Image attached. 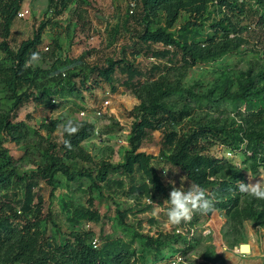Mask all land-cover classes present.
Returning <instances> with one entry per match:
<instances>
[{"label":"rangeland","instance_id":"obj_1","mask_svg":"<svg viewBox=\"0 0 264 264\" xmlns=\"http://www.w3.org/2000/svg\"><path fill=\"white\" fill-rule=\"evenodd\" d=\"M246 1L251 3L254 10L257 9L251 0ZM48 6L49 0H25L20 12L26 15H18L8 40L11 49L17 51L44 25L42 42L36 52L41 59L32 64L36 68L51 70L55 67L57 72L73 74L82 69L89 71L96 65H105L107 58L120 56V49L135 29L134 18L128 17L126 0H86L81 7L88 9L90 29H84L78 23L75 15L77 3L58 16ZM170 8L178 14L177 22L170 30L176 34L179 27L192 20L190 17L216 13V17L201 29L202 36L197 43L199 52L206 47V36L213 34L210 24L223 17L217 13L218 2L212 0H173ZM142 10L143 7L137 15ZM128 18L130 24L125 26ZM167 20L166 12H159L152 29L165 27ZM255 21L242 23L245 27L241 38L244 44L219 58L198 60L195 64L188 60L187 64L179 54L175 61L168 64L166 59L158 60L150 54H138L133 60L143 72L148 73L137 90L117 86V92L113 93L110 86L104 83L91 93L84 90L81 96L65 98L53 108L47 105L49 102L25 104L16 119V122L26 124L22 138L14 133L10 136L0 133V152L7 151L22 173L36 171L48 162L51 146L62 142L57 130L50 133L44 125L55 119H75L90 122L96 127L95 136L82 144L92 161L64 158L65 163L71 165L73 170L94 168L102 161L121 164L129 149L133 124L142 115L141 105H149L158 93L166 89L177 88L179 94L167 96L163 102L173 108L179 119L166 122L163 129L155 131V135L151 131L141 150L159 155V139L164 131L184 135L200 128H215L219 131L217 136H209L207 141H201L202 152L235 166L240 174V182H249L248 173L257 176L258 180L259 175H264V78L261 76L264 52L255 47L258 40L252 32L257 30ZM234 38L231 35L230 39ZM153 49L159 51L163 47L154 45ZM193 51L199 55L194 48ZM3 58L4 53L0 50V61ZM78 59L82 60L81 63H76ZM153 66L161 68L154 76L149 74ZM46 85L52 87L54 83ZM244 95L254 101L249 111L239 99ZM1 97L0 92V115H6L10 104ZM106 101L111 104L105 110ZM98 111L103 112L102 116H97ZM82 113L86 116H82ZM166 171L168 177L164 181L170 193L172 185L169 182L174 180L170 169ZM182 177L187 189L190 182ZM57 178L59 186L54 195L45 183L37 190L43 200V213L49 217V221L43 223L46 241L64 243L74 233H91L90 241H98L100 247L107 240L131 243L140 260H145L146 264H170V260L182 250L186 264H264V200H257L238 190L235 193L237 203L233 208L216 210V214L211 216L199 214L191 237L174 236L166 247L158 250L146 246L134 229L139 235L172 233L174 226L168 225L163 206L138 216L139 221L128 216L122 222L117 218V206L121 211L136 209L135 200L125 199L121 195L99 197L88 190V180L73 183L63 175ZM177 181L175 186L180 187L181 177ZM72 205L85 208L92 205L98 211L99 219L74 224L71 221ZM245 209L249 214H242ZM248 215L253 217L249 219ZM152 218L156 224L151 225L147 221ZM251 231L256 234L252 236ZM177 239L180 241L178 246L172 245ZM243 244L251 245L250 254L240 252ZM4 253L0 264H8L6 258L9 254Z\"/></svg>","mask_w":264,"mask_h":264},{"label":"trees","instance_id":"obj_2","mask_svg":"<svg viewBox=\"0 0 264 264\" xmlns=\"http://www.w3.org/2000/svg\"><path fill=\"white\" fill-rule=\"evenodd\" d=\"M25 0H0V50L4 58L0 61V92L2 99L10 104L6 115H0V133H14L22 138L26 124L23 121L16 122L18 113L27 103H47L53 108L63 99H68L87 91L91 93L104 83L110 86L111 92H117V86L131 90H137L148 72H143L136 65L133 58L138 54H150L160 60L166 59L168 64L182 54L186 62L195 64L198 60H211L238 50L244 44L241 39L245 27L243 22L256 19L257 30L252 31L257 36L255 47L264 52V0H251L257 9L246 0H212L217 1L218 15L222 18L215 19L210 27L212 35L206 36V47L197 51L198 39L202 36L201 29L216 13L190 17L184 25L179 27L178 34L170 31L177 22V13L170 8L173 0H141L138 11L128 17L134 18L135 29L129 34L128 42L120 49V56L107 58L105 65H96L89 71L82 69L78 73L67 74L57 72L53 67L44 70L30 65L25 67V62L31 53L37 52L42 42L44 25L40 27L36 35L24 41L17 51L12 50L8 40L11 29L16 21ZM86 0H49V10L58 16L77 3L75 15L78 23L84 29H90L91 21L88 19V9L82 8ZM143 7L142 13L137 15ZM165 11L167 23L165 27L152 29L154 20L159 12ZM130 18L126 21L129 25ZM172 18V19H169ZM119 30V29H117ZM249 33V32H248ZM234 35V39H230ZM246 43V42H245ZM154 45H162L163 50L155 51ZM171 47V49L169 48ZM214 49H211L213 48ZM193 48L199 53L195 54ZM78 59L76 63H81ZM185 62V63H186ZM187 62V64H188ZM169 69V68H168ZM161 68L153 66L149 72L152 76L160 72ZM264 78V71L261 73ZM47 77V78H46ZM44 78V79H43ZM54 83L51 87L46 84ZM177 88H169L158 93L149 104H142V115L133 124L129 139V149L124 156V162L113 165L108 161H102L97 167L73 170L71 165L64 162L69 160H82L91 162L92 159L83 149L82 144L92 139L96 133V127L87 121L70 119L80 126V131L74 136H64L71 141L72 150L64 147L63 141L51 146L49 160L36 171L22 173L15 166L12 157L7 151L0 152V261L4 254L8 264H146L140 260L131 243L119 240H107L102 246L95 249L92 245L91 233H74L64 243L46 241L43 231V223L49 221L42 209L43 200L38 193L42 183L52 189V195L59 186L58 175H63L69 182L79 183L89 181L88 190L97 193L99 197H108L120 194L126 198L135 200L136 209L120 210L117 206V218L124 222L128 216L135 220L138 216L150 212L158 195L169 198L157 169L154 167L156 157L141 151L142 144L150 136V132L163 129L166 122L177 121L179 117L173 108L164 103L167 96L179 94ZM242 104L249 111L254 105L252 99L241 96ZM48 107V106H47ZM67 119L52 120L44 127L54 132L58 124ZM215 128H200L188 134L178 132H162L160 140L159 159L168 162L178 168L191 183H198L210 194L215 196V211L230 210L235 206V193L239 180V171L236 167L222 159H216L205 155L200 147L202 140L207 141L209 136L218 134ZM144 199L151 201L144 203ZM38 200V203L35 201ZM71 221L79 225L82 221H95L99 219V213L92 205L89 208L73 207ZM247 213V209L242 211ZM252 214V213H251ZM196 214L190 223H182L174 226L172 233L157 235H139L134 232L145 245L150 248L162 249L174 236L189 238L191 229L197 219ZM247 216V215H246ZM251 215H248V218ZM48 220V221H47ZM151 225L156 224L155 219L147 220ZM53 223V219L50 218ZM188 229L185 234H177L176 229ZM159 232V231H158ZM151 234V233H150ZM175 240L172 245L178 246L180 241ZM178 253L184 254L183 250Z\"/></svg>","mask_w":264,"mask_h":264},{"label":"clouds","instance_id":"obj_3","mask_svg":"<svg viewBox=\"0 0 264 264\" xmlns=\"http://www.w3.org/2000/svg\"><path fill=\"white\" fill-rule=\"evenodd\" d=\"M40 59L39 53H31L29 59L25 62V67L38 62ZM56 130L61 136L64 147L72 150L71 141L64 139V136L71 137L78 134L80 126L69 119L58 124ZM256 177L248 173L249 182H238L237 188L242 194L257 200H264V175H259L258 180H256ZM183 182V177H181L180 187H176L174 181L169 182L172 188L167 199L166 216L170 227L179 226L182 223H190L196 214L210 215L215 211V196L213 194H210L204 187L194 182H191L185 189ZM170 264H186V261L183 256L177 253L170 260Z\"/></svg>","mask_w":264,"mask_h":264},{"label":"crops","instance_id":"obj_4","mask_svg":"<svg viewBox=\"0 0 264 264\" xmlns=\"http://www.w3.org/2000/svg\"><path fill=\"white\" fill-rule=\"evenodd\" d=\"M153 134L155 135V132H153ZM150 137V136H149ZM148 137V138H149ZM157 138V137H156ZM159 139V138H158ZM161 139H159V141H160ZM143 145V144H142ZM159 150H161V148H160V143H159ZM141 151H143V152H146L144 149L143 150H141ZM147 154H150V155H153L154 157H156V160H154V167L157 169V171H158V174H159V176L161 177V179H162V182H163V184H164V186H165V188L167 189V184L165 183V181H164V179H165V177H168V174H167V169H170V172H171V176H172V179L175 181V184L178 182L177 180H178V178L179 177H182V176H184V178H186L185 177V175L178 169V168H176V167H173L171 164H169L168 162H166V161H163V160H161V159H159V155H157V154H152L151 152H146ZM159 154H160V152H159ZM124 162V161H123ZM122 162V163H123ZM161 166V167H160ZM163 168H166V170L165 169H163ZM187 179V178H186ZM167 192H168V195H169V190L167 189ZM117 195H120V194H117ZM122 196V195H121ZM123 198H125V199H129V198H126V197H124V196H122ZM168 199V198H167ZM167 199H164V198H162V196L161 195H158L157 197H156V200L155 201H158V202H156V203H154L153 204V208H152V210L150 211V212H152L154 209H155V207H161V206H163L164 207V209H165V212L167 211V208H168V204H167ZM131 200H133V199H131ZM143 201H146L147 203L146 204H150L151 205V201L150 200H148V199H144ZM216 212L217 211H214L213 213H212V215H214V214H216ZM256 234V233H255ZM255 234H253V231H251V235L252 236H254Z\"/></svg>","mask_w":264,"mask_h":264},{"label":"built area","instance_id":"obj_5","mask_svg":"<svg viewBox=\"0 0 264 264\" xmlns=\"http://www.w3.org/2000/svg\"><path fill=\"white\" fill-rule=\"evenodd\" d=\"M126 4H127V11H128V14L129 15H134L138 11V7H139L138 0H126ZM18 15L20 17H24L26 14L24 12H19ZM169 48L171 49V47H169ZM153 60H155V59H153ZM156 64H158V63L156 62ZM110 104H111L110 101H106L104 103L105 110L110 106ZM96 114H97V116H102L103 112L102 111H98ZM82 116H86V114L85 113H82ZM229 154L232 155V153H229ZM187 231H188V229H185L184 230L181 227H179V228L176 229V233L177 234H185V233H187ZM192 232H193V230L191 229V233L189 235L190 237L193 234ZM92 245H93V247L95 249H97L100 246L99 243H98V241H93L92 242ZM179 254L181 256H183L184 259H185V256L183 254H181V253H179Z\"/></svg>","mask_w":264,"mask_h":264},{"label":"water","instance_id":"obj_6","mask_svg":"<svg viewBox=\"0 0 264 264\" xmlns=\"http://www.w3.org/2000/svg\"><path fill=\"white\" fill-rule=\"evenodd\" d=\"M212 213L208 216H211ZM240 252L242 254H250L251 253V245L250 244H243L240 246Z\"/></svg>","mask_w":264,"mask_h":264}]
</instances>
